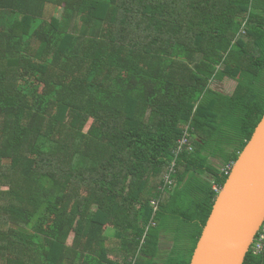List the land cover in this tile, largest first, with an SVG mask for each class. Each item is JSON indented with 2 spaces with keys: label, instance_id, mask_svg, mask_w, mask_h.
I'll list each match as a JSON object with an SVG mask.
<instances>
[{
  "label": "trees",
  "instance_id": "16d2710c",
  "mask_svg": "<svg viewBox=\"0 0 264 264\" xmlns=\"http://www.w3.org/2000/svg\"><path fill=\"white\" fill-rule=\"evenodd\" d=\"M263 116L264 0H0V264H190Z\"/></svg>",
  "mask_w": 264,
  "mask_h": 264
},
{
  "label": "water",
  "instance_id": "95a60500",
  "mask_svg": "<svg viewBox=\"0 0 264 264\" xmlns=\"http://www.w3.org/2000/svg\"><path fill=\"white\" fill-rule=\"evenodd\" d=\"M264 222V116L223 187L190 264H243Z\"/></svg>",
  "mask_w": 264,
  "mask_h": 264
},
{
  "label": "rangeland",
  "instance_id": "374dc122",
  "mask_svg": "<svg viewBox=\"0 0 264 264\" xmlns=\"http://www.w3.org/2000/svg\"><path fill=\"white\" fill-rule=\"evenodd\" d=\"M62 14V9L61 8H57L55 6H49L47 9V18H50L51 16H55V17H60ZM236 86V82L233 80H226L224 82H219V83H215L214 89L220 91L221 93H223L224 95H229L232 93V91L234 90ZM227 127V126H226ZM229 129V127H227V130ZM229 131H231V133L235 132V129H229ZM220 159V160H219ZM211 162L213 163V165L217 166V167H221L222 166V162H221V158L219 157L218 159H212ZM112 230V229H111ZM110 230V232H112ZM114 231V230H113ZM108 233H110L109 231H107ZM106 232V233H107ZM172 232V231H171ZM188 244V243H187ZM173 245V238L172 235L169 233H162L161 234V244H160V248H161V253L160 256L158 258V263L157 264H162V260L165 259V257L167 256L169 250L171 249ZM177 257L183 258V254H179L176 253Z\"/></svg>",
  "mask_w": 264,
  "mask_h": 264
},
{
  "label": "built area",
  "instance_id": "2783aa9c",
  "mask_svg": "<svg viewBox=\"0 0 264 264\" xmlns=\"http://www.w3.org/2000/svg\"><path fill=\"white\" fill-rule=\"evenodd\" d=\"M228 170L231 171L230 168ZM229 171L227 172V174L230 173ZM214 189L218 190L216 187H214ZM252 247H253L252 250H253L254 254H259L264 250V222H263L258 234L256 235V238H254V243H253Z\"/></svg>",
  "mask_w": 264,
  "mask_h": 264
},
{
  "label": "clouds",
  "instance_id": "9594fccd",
  "mask_svg": "<svg viewBox=\"0 0 264 264\" xmlns=\"http://www.w3.org/2000/svg\"><path fill=\"white\" fill-rule=\"evenodd\" d=\"M220 191V190H219Z\"/></svg>",
  "mask_w": 264,
  "mask_h": 264
}]
</instances>
